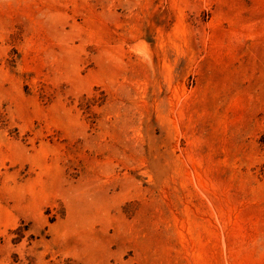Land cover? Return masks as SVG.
<instances>
[{"label": "rangeland", "instance_id": "374dc122", "mask_svg": "<svg viewBox=\"0 0 264 264\" xmlns=\"http://www.w3.org/2000/svg\"><path fill=\"white\" fill-rule=\"evenodd\" d=\"M0 264H264V0H0Z\"/></svg>", "mask_w": 264, "mask_h": 264}]
</instances>
